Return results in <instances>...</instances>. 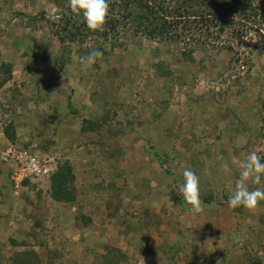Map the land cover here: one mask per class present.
Returning <instances> with one entry per match:
<instances>
[{
    "label": "rangeland",
    "instance_id": "1",
    "mask_svg": "<svg viewBox=\"0 0 264 264\" xmlns=\"http://www.w3.org/2000/svg\"><path fill=\"white\" fill-rule=\"evenodd\" d=\"M146 1L150 9L159 2ZM163 3L174 8L180 2ZM192 7L185 13L189 21L197 24V11L208 18L203 0ZM68 10L69 0H0V64L12 68L11 79L0 86V264L29 249L43 264L51 257L55 264H94L104 245L122 249L127 264L232 261L223 231L204 236L200 246L173 240L171 224L187 223L169 198L171 191L181 195L183 178L175 175L187 167L199 174L200 190L219 193L234 189L239 163L249 153L264 161V60L257 35L248 33V46L239 49L243 38H230L228 28L218 38L212 27L203 45L199 29L183 30L186 19L171 11L161 15L181 22L173 38H148L129 22L120 28L127 36L82 43L66 38L63 46L50 22ZM97 44L105 54L82 67ZM11 123L14 140L5 132ZM86 127L99 130L95 141L83 140ZM27 163L37 167L24 178ZM65 163L75 175L72 203L50 194V176ZM260 204L258 224L264 220ZM36 221L41 229L32 232ZM261 231L258 225L251 233ZM246 245L237 251L241 264H264L263 244L256 250ZM178 247L188 253L179 261L172 257Z\"/></svg>",
    "mask_w": 264,
    "mask_h": 264
},
{
    "label": "trees",
    "instance_id": "2",
    "mask_svg": "<svg viewBox=\"0 0 264 264\" xmlns=\"http://www.w3.org/2000/svg\"><path fill=\"white\" fill-rule=\"evenodd\" d=\"M151 1H159L156 7L153 9L149 8L148 4L146 3L148 1L146 0H121V3L118 0H107L109 6V16L102 32L90 31L89 29H87L81 17L73 14L71 10L66 11V14L64 11L62 12V14L64 13V15L61 17L63 18L62 20L58 19L56 23L50 22L51 27L54 28L53 36L59 38L63 46L66 38L76 43H82L84 42V40H86V38L89 37H92L94 39L97 37L98 40H105L109 37H119L122 34L123 36H127V31L122 33L120 32V28H123L124 26H127L129 22H132L135 24V26L136 24L138 26L136 28L137 34L141 32V34L146 35L148 38L160 40L167 39V37L169 36L173 38V30L176 31L178 23L181 22H177L175 20L174 22H171L167 17L161 14L167 12L170 17L171 11H177L180 16L179 21L186 19L187 24L186 26L182 27L183 30L186 31L187 29H189L187 32H191L192 29L198 28L200 33L203 34V40L200 38L199 41H203V43L207 38V34H210V36H212V27L218 30L216 33V36L218 38H221V36L225 33L226 28H228V30H230L232 33V36L230 38H235V40L243 38L242 41L240 40L241 42L237 43L236 45L239 49L246 46V44L248 46V40L251 39L252 36H247V34L250 32H254L257 35V38L255 37L256 41H259L257 49L259 50V53L264 60V0H212L210 6L207 4L206 0H203L207 6L208 18H205L202 13L197 11V17H199V21L197 22V24L189 21V19H187L188 16L185 15V13L187 12V10L193 9L192 6L199 0H178V2L180 3H178V7L176 6L174 8L167 7L166 4L164 5L163 0ZM64 6L65 5H62L61 10H64ZM138 7L143 8L145 13H137ZM145 8L148 12H146ZM193 14H195V12ZM209 23H211L212 25L210 26ZM203 26L205 27V30H203ZM245 36L247 37L246 41L244 40ZM203 45H205V43ZM93 50H98L101 53L105 54L103 46L100 44L94 45L93 48L87 52V55L90 51ZM186 60L191 61L193 59L191 57H186ZM11 77L12 68L10 64L1 63L0 78L2 80L0 82V86H2L3 84L5 85L11 79ZM92 124H95V122H92ZM13 129V124L11 123L5 130L7 136L11 139H13ZM120 133L121 132H118L117 136ZM82 134L84 135V141L93 142L96 136L99 135V130L96 131V129L86 127L85 129H83ZM101 138L105 140L106 143L107 141L110 142L112 146H118V144L114 142L115 139L113 137L111 139V137H104L102 135ZM101 145L103 146L104 144ZM195 162H197L196 159L193 160L194 166L196 164ZM206 162H209V160H206ZM206 165L207 167H209L207 163ZM206 165L203 163L201 173L205 172ZM193 172L196 173V170L194 168ZM197 176L200 177L199 174ZM74 179L75 175L69 163L59 165L57 171H55L50 176V194L52 199L62 203L74 202L75 193H72L70 190ZM253 187L257 186L254 185ZM170 194L171 196L169 198V201L180 207L190 208L189 205L185 204L182 194L176 195L174 191H171ZM228 197L229 194L226 193L220 195L218 193H215V191L211 188H208L207 190H200V200L202 203V207L216 206L222 204L223 202L227 203ZM242 209L243 207L233 208L234 212L237 213H241ZM33 216L35 217V215ZM155 220L158 223L159 217L156 216ZM82 221L83 224H86L88 223L89 219L84 216L82 217ZM35 224L37 225L33 227L32 232L35 228H38L39 230L41 229L39 226V221H36ZM182 239L183 238H181V240ZM12 242L14 245H17L15 241ZM22 244L24 246H27V243ZM38 244L42 246L43 242L40 241L38 242ZM127 259L128 258L122 249L113 245H104L103 251L101 253H96L94 264H127ZM9 262L11 264H43L42 259L34 249L14 253ZM47 264H55V262H53V257L50 258Z\"/></svg>",
    "mask_w": 264,
    "mask_h": 264
},
{
    "label": "crops",
    "instance_id": "3",
    "mask_svg": "<svg viewBox=\"0 0 264 264\" xmlns=\"http://www.w3.org/2000/svg\"><path fill=\"white\" fill-rule=\"evenodd\" d=\"M205 168L206 170L204 172V175L207 176L209 175L208 172L210 171L208 170L207 165ZM182 173L183 172L181 171L178 172L175 177L177 179H182ZM220 178L221 177H219V179ZM238 178L239 177L233 180V185H231L233 186V188L235 187V183ZM219 181L222 183L221 180ZM231 191L232 190H228L227 192ZM227 192L220 191L218 194L223 195ZM180 208V211L185 213L183 215V220L185 221L184 223L187 224H184V228H182V224H171L174 226L170 227L172 230H170L169 232H171L173 240H176L178 242L180 241V238H183L182 241L189 243V246H194L196 244L200 246L203 245L202 241L204 240V236L210 238L211 236L215 235V231L220 230L223 231L222 236L224 237V239L222 240V243L227 248L225 249L226 254H230L229 256H232L234 258L232 261L226 260L225 262L227 264L242 263L243 257L237 255V251L241 253L242 250H245V248H243L242 246L246 244H249L248 246L246 245V247H248L247 249L250 248L255 250L257 246H262L263 244L261 248L263 249L262 252L264 253V220L263 222L260 221L259 224L257 223V219L259 218L256 208H258V206L254 209L243 208L241 213L234 212L233 208H230L226 202H223L222 204L216 206L202 207V210L199 213H193L191 211V208H186L185 211H183V207ZM261 217H264V215ZM261 224H263V227L261 226ZM258 225L259 227H261L262 231L260 232V234L255 232L256 234L253 233L252 235V229H257ZM182 241H180L179 244L182 243ZM205 245L207 244L205 243ZM250 245L252 246L249 247ZM241 247L243 248L242 250ZM150 248L151 250L153 249L152 247ZM186 255H188L187 251L183 250L182 247H178L173 252L172 257L179 261V258L182 259L183 257H186ZM218 264H223V262L220 261Z\"/></svg>",
    "mask_w": 264,
    "mask_h": 264
},
{
    "label": "clouds",
    "instance_id": "4",
    "mask_svg": "<svg viewBox=\"0 0 264 264\" xmlns=\"http://www.w3.org/2000/svg\"><path fill=\"white\" fill-rule=\"evenodd\" d=\"M69 6L73 14L82 18L87 29L92 32H102L109 16L107 0H69ZM98 50L90 51L86 57L81 59L82 67L87 68L96 62V58L102 56ZM228 172V165L223 166ZM183 182L180 185L185 204L189 205L193 213L202 210L200 200V178L189 168H185ZM238 179L234 189L229 194L227 204L230 208L254 209L264 202V161L256 152L248 154L238 166ZM249 185H256L250 189Z\"/></svg>",
    "mask_w": 264,
    "mask_h": 264
},
{
    "label": "built area",
    "instance_id": "5",
    "mask_svg": "<svg viewBox=\"0 0 264 264\" xmlns=\"http://www.w3.org/2000/svg\"><path fill=\"white\" fill-rule=\"evenodd\" d=\"M31 166H33V167H37V165L36 164H33V165H31V163H27L26 165H25V167L23 168L22 167V176H24V178H26V176L27 175H25V174H30V173H27V169L29 168V167H31ZM37 171V170H36ZM35 172V171H34ZM28 177V176H27Z\"/></svg>",
    "mask_w": 264,
    "mask_h": 264
}]
</instances>
